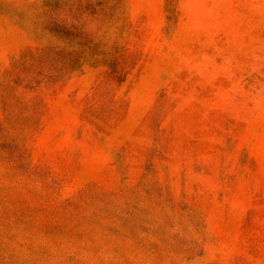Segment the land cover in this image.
<instances>
[{
    "label": "rangeland",
    "instance_id": "374dc122",
    "mask_svg": "<svg viewBox=\"0 0 264 264\" xmlns=\"http://www.w3.org/2000/svg\"><path fill=\"white\" fill-rule=\"evenodd\" d=\"M0 264H264V0H0Z\"/></svg>",
    "mask_w": 264,
    "mask_h": 264
}]
</instances>
